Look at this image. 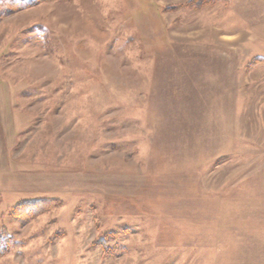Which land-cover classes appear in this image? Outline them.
Instances as JSON below:
<instances>
[{"label": "rangeland", "instance_id": "374dc122", "mask_svg": "<svg viewBox=\"0 0 264 264\" xmlns=\"http://www.w3.org/2000/svg\"><path fill=\"white\" fill-rule=\"evenodd\" d=\"M199 1L0 7V264H264V0Z\"/></svg>", "mask_w": 264, "mask_h": 264}, {"label": "trees", "instance_id": "16d2710c", "mask_svg": "<svg viewBox=\"0 0 264 264\" xmlns=\"http://www.w3.org/2000/svg\"><path fill=\"white\" fill-rule=\"evenodd\" d=\"M50 1H70V0H0V7L5 10L8 14H14L19 11L29 9L32 7L37 6L38 4H41L43 2H50ZM219 0H200L199 2L194 4V7L201 8L202 5L208 4V3H215ZM225 1V0H224ZM46 204L45 201H34L31 203H22L18 206L17 212L15 214L17 216H20L21 213H19V209L28 211L27 213H33L36 214L39 212V209L41 206ZM36 208V209H35ZM38 214V213H37ZM14 240L12 236L8 233L6 229H0V259L6 257L13 246Z\"/></svg>", "mask_w": 264, "mask_h": 264}, {"label": "crops", "instance_id": "0c3cea01", "mask_svg": "<svg viewBox=\"0 0 264 264\" xmlns=\"http://www.w3.org/2000/svg\"><path fill=\"white\" fill-rule=\"evenodd\" d=\"M257 59H261V60H263V61H259V62H255L253 65L255 66V65H257V66H263L264 65V58H257ZM256 59V60H257ZM254 81V80H253Z\"/></svg>", "mask_w": 264, "mask_h": 264}]
</instances>
